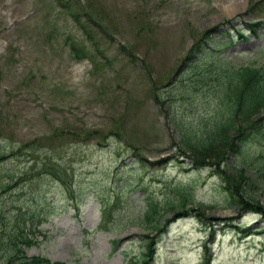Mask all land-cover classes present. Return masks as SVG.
<instances>
[{"label":"rangeland","instance_id":"rangeland-1","mask_svg":"<svg viewBox=\"0 0 264 264\" xmlns=\"http://www.w3.org/2000/svg\"><path fill=\"white\" fill-rule=\"evenodd\" d=\"M253 20L257 35L238 39ZM221 57L264 68V0H0V185L48 158L72 174L68 190L36 174L0 188V264L21 238L33 242L22 246L29 257L141 264L148 233L158 243L151 264H264V217L247 213L243 231L231 228L237 210L223 204L219 175L175 147V121L215 114L216 81H196ZM115 126L121 139L99 145ZM247 147L262 153L264 134ZM248 167L264 205L263 170ZM181 185L197 210L161 235L141 223L147 196L165 203Z\"/></svg>","mask_w":264,"mask_h":264},{"label":"trees","instance_id":"trees-1","mask_svg":"<svg viewBox=\"0 0 264 264\" xmlns=\"http://www.w3.org/2000/svg\"><path fill=\"white\" fill-rule=\"evenodd\" d=\"M250 29L254 32V24ZM208 73L210 74H204L200 81L205 82L210 75L215 77L221 92L220 105L224 106V112L199 124L177 125V147L182 155L190 159L191 164L197 167L209 166L223 178L232 203L234 201L239 203L225 204V207L235 206L242 211L255 210L264 214V205L256 204L258 198L250 193L253 181L243 167L245 163L243 158L248 157L244 154L245 137L250 133L249 129L259 124L261 120L259 115L264 108V70L252 66L235 68L218 61L210 65ZM232 156H235L237 161L233 171L228 172L225 167ZM55 175L61 180L60 176ZM182 190H173L178 197L172 203H168L169 205L153 201L146 203L143 220L150 229L163 231L169 220L163 221L162 218L168 211H172L174 217L188 214L185 204L189 202V194H184ZM191 210L195 208L192 207ZM198 214L203 215L200 212ZM148 240L142 255L144 264H150L155 251L154 239L149 237ZM30 242L23 239L18 241L22 245H29ZM13 249L14 253L7 258L8 264H64L50 262L38 256L27 257L16 242H13Z\"/></svg>","mask_w":264,"mask_h":264}]
</instances>
